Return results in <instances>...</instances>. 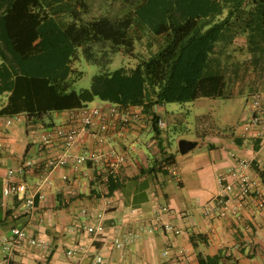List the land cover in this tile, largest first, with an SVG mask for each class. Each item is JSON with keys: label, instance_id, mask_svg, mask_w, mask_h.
Returning a JSON list of instances; mask_svg holds the SVG:
<instances>
[{"label": "trees", "instance_id": "16d2710c", "mask_svg": "<svg viewBox=\"0 0 264 264\" xmlns=\"http://www.w3.org/2000/svg\"><path fill=\"white\" fill-rule=\"evenodd\" d=\"M93 1L0 0V116L43 126L95 98L139 107L161 154L147 172H166L176 127H162L154 106L264 91V0H97V11ZM81 54L100 71L77 91ZM115 54L135 65L109 71ZM227 259L221 249L196 255L197 264Z\"/></svg>", "mask_w": 264, "mask_h": 264}, {"label": "crops", "instance_id": "0c3cea01", "mask_svg": "<svg viewBox=\"0 0 264 264\" xmlns=\"http://www.w3.org/2000/svg\"><path fill=\"white\" fill-rule=\"evenodd\" d=\"M76 109L54 112L50 115L51 121L44 119V125L64 123ZM153 110L159 115L162 127L169 129L175 125L177 128L176 120H166L164 105H156ZM16 115L18 119L11 126L1 129L2 173L7 167L18 166L25 158L44 160L55 152L37 141L34 132L41 124H30L24 114ZM204 120L205 116L200 121ZM150 123L141 112V120L134 128L114 136L110 142L117 151L127 153L118 179L105 181L103 172L99 176L89 165L78 171L55 169L51 173L52 184L44 186L45 197L36 199V211L29 217L13 215L18 201L3 194L0 182V264H96L93 262L96 253L103 257L100 264H197L198 252L213 254L220 249L228 255L224 264L264 263V206L246 203L238 219L232 216L207 219L201 211L202 205L218 192V177L240 160L249 162L246 173L255 180L264 197V185L260 181L264 169V141L242 140L234 129L217 134L202 125L192 139L197 143L194 148L202 146L200 151L179 163L175 155L174 163L166 172H147L154 158L161 156ZM176 128L169 131L170 138ZM85 143L88 144L89 139L82 144ZM63 173L67 174L66 180L61 179ZM45 174L43 168L32 169L26 172L24 179L34 185ZM163 205L169 211L161 213V222L180 228V234L158 229L151 235L142 234L139 240L123 249L114 248V241L123 231L136 228L140 223H152L155 210ZM82 208L89 212V222H100L105 227L102 237L92 239L87 233L67 231L69 224L84 222L80 214ZM12 226L24 227L33 236L45 239L50 251L31 246L27 241L3 243L2 237L10 235ZM199 234L206 239L202 240ZM77 243L87 247V254L76 251L67 256L68 248Z\"/></svg>", "mask_w": 264, "mask_h": 264}, {"label": "built area", "instance_id": "2783aa9c", "mask_svg": "<svg viewBox=\"0 0 264 264\" xmlns=\"http://www.w3.org/2000/svg\"><path fill=\"white\" fill-rule=\"evenodd\" d=\"M247 104V113L242 117L236 135L242 140L264 141V91L250 94ZM16 119L17 115L0 116V149L3 147L1 129L11 126ZM140 120L141 111L134 107L121 108L112 103H104L79 107L70 113L64 123L41 125L34 132L37 141L45 148L54 149L55 152L50 153L44 160L25 158L18 166L7 167L4 173L0 172L3 194L15 197L18 201L13 215L17 217L33 215L36 211V199L45 197L44 186L46 188L52 184L51 173L55 169L78 171L82 166L89 165L97 175L102 176L103 172L105 181L117 177L125 163L127 153L117 151L110 146V142L114 136L134 128ZM159 124L163 125L161 121ZM85 139H89L88 144H82ZM248 165L249 162L240 160L230 167L225 175L218 177V192L201 207L205 218L238 217L246 203L257 207L264 206V197L257 188V183L246 173ZM41 168L46 174L34 185L24 179L27 171ZM61 179L66 180L67 174L63 173ZM260 181L264 185V171ZM130 211L135 213L133 208ZM167 211H169L167 206H160L154 212L152 223H140L136 228L123 231L114 241V248L123 249L127 244L139 240L142 234L151 235L158 229L174 235L180 234V228L161 222V213ZM80 214L84 222L69 224L67 231L74 234L87 233L92 239L103 235L105 227L100 222H89L90 214L85 208L80 210ZM1 241L7 245L27 241L29 245L47 252L51 249L45 239L33 236L20 226H12L10 235L2 237ZM76 251L87 254L88 249L85 245L77 243L75 247L68 248L66 255L72 256ZM102 261L101 254L96 253L93 256L94 263L100 264Z\"/></svg>", "mask_w": 264, "mask_h": 264}, {"label": "rangeland", "instance_id": "374dc122", "mask_svg": "<svg viewBox=\"0 0 264 264\" xmlns=\"http://www.w3.org/2000/svg\"><path fill=\"white\" fill-rule=\"evenodd\" d=\"M93 11L100 8L99 1L95 0L91 4ZM135 61L126 55L115 54L108 65V70L112 71L118 67H133ZM82 72L81 77L73 84L75 90L88 88L91 78L100 71L97 64L86 61L82 54L80 59L74 65ZM105 102L95 98L88 103V106L104 104ZM166 110V120H176L177 128L175 135H172L171 144L172 152L177 156V163L181 159H188L193 153L200 151L202 146H198L181 155L177 149V142L180 138L193 139L196 137V130H200V126L212 128L217 134H226L231 129L237 131L241 124V119L247 113V99L244 96L237 95L231 98H205L201 97L194 101L187 102H170L164 104ZM205 116V122L200 121ZM175 184V181H171Z\"/></svg>", "mask_w": 264, "mask_h": 264}, {"label": "water", "instance_id": "95a60500", "mask_svg": "<svg viewBox=\"0 0 264 264\" xmlns=\"http://www.w3.org/2000/svg\"><path fill=\"white\" fill-rule=\"evenodd\" d=\"M196 141L192 139L180 138L177 142L178 152L183 155L196 146Z\"/></svg>", "mask_w": 264, "mask_h": 264}]
</instances>
